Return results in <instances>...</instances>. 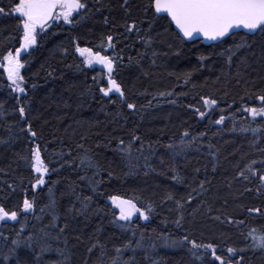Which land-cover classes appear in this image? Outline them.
<instances>
[{"label": "trees", "instance_id": "trees-1", "mask_svg": "<svg viewBox=\"0 0 264 264\" xmlns=\"http://www.w3.org/2000/svg\"><path fill=\"white\" fill-rule=\"evenodd\" d=\"M81 2L87 4V10H81L83 18L78 13L73 17L78 24L52 23L37 47L23 57L26 95L12 91L7 73L0 69V204L22 206L25 192L31 198L38 191L35 213H22L18 221L0 224V264H18L17 257L26 264H112L115 249L132 238L130 230L120 227L125 222L113 216L118 212L108 199L112 195L131 199L142 210L148 203L156 209L148 221L133 220V227L139 225L135 239L144 232V246L135 254L123 252L118 264L133 255L135 264H207L208 257L198 260L187 248L165 247L154 238L160 232L171 233L174 239L188 234L197 242L212 243L225 258L232 255L227 253L228 247L251 244V238L245 239L250 230L264 234V184L259 179L264 174V119L253 120L238 109L259 106L246 92L264 90V36L248 35L251 47L237 52L229 65L222 53L232 46L231 39L225 45L211 46L201 41L182 42L168 19H154L151 10L145 11L148 0H128L124 6V0ZM13 3L0 0L5 9L0 14V61L8 51L15 53L22 42L20 20L10 13ZM132 22L137 23L139 33L126 30L125 25ZM108 35L114 38V48L106 43ZM146 35L153 37L150 48L144 44ZM76 44L119 57L114 78L121 83L127 102L137 105L135 110L128 109L116 94L105 97L99 91L107 87L106 71L83 63L85 58L75 51ZM153 51L158 55L154 57ZM245 58L246 63H241ZM209 96L218 101L211 112L200 99ZM19 106L26 109V122ZM195 108L208 115L200 119ZM221 114L226 116L223 125L210 122ZM28 123L38 134L35 143L41 145L45 161H52L49 167L58 169L50 172L42 190L31 188L29 181L34 183L36 174L16 155H29L33 147ZM185 131L189 136L183 137ZM134 135L141 138L154 170L145 167L135 151L131 161L119 152L118 141L127 144ZM182 137L186 141L196 137V141L185 154L173 156L166 145L179 144ZM141 141L133 142V149ZM85 153L98 161L99 175L96 169L81 165ZM250 164L252 172L246 170ZM130 166H134L131 171ZM197 168L201 170L196 172ZM241 170L249 179L239 175ZM174 175L184 182L177 183ZM101 179L100 194H94L96 185L91 181ZM201 181L208 182L203 190ZM49 187L53 188L51 197ZM72 188L93 197L84 214L68 212L72 204L80 207L71 195ZM169 193L174 199H167ZM53 198L58 227L51 226L50 210L39 211ZM249 208H259L261 213L249 212ZM180 212L184 220L178 228L172 221ZM65 223L68 227L61 233L59 228ZM29 236L31 247H26ZM16 239L22 242L19 247L12 244ZM153 243L155 248L150 247ZM42 245L46 246L43 252ZM93 245L96 247L89 253ZM14 247L15 253L5 260ZM240 255L245 258L243 264H264V251L248 249Z\"/></svg>", "mask_w": 264, "mask_h": 264}, {"label": "snow or ice", "instance_id": "snow-or-ice-1", "mask_svg": "<svg viewBox=\"0 0 264 264\" xmlns=\"http://www.w3.org/2000/svg\"><path fill=\"white\" fill-rule=\"evenodd\" d=\"M128 4V0H124V5ZM10 13L16 14L17 18L20 20V27L22 31V42L20 47L13 51H8L5 56H3V61L6 64H0V67H3L7 73V79L11 82L10 88L15 93L26 95L27 89L25 85V77L21 75V70L25 67V63L21 60V54L27 52L29 49H32L37 44L38 30L40 32L46 31L48 27L51 26L50 22H55L57 20H63L67 24L79 23V20H73V13H78L81 18L84 17V12L81 10H87V4L81 2V0H14V3L9 6ZM127 10V9H126ZM152 11L154 19H168L169 25L174 24L175 28L178 30L177 35L179 39L184 41H215L219 42L220 45H225L228 43V40L233 41L231 47L224 49L223 55H226L227 63L230 65L233 61V57L241 49L250 48L251 45L248 43L246 37L248 35H261L264 36V0H148L145 11ZM0 14H5V9L0 7ZM126 30L131 33L134 30L139 33L140 29L136 22L125 25ZM167 30V29H166ZM240 30H246L244 35L240 36ZM151 31V26L149 27V32ZM240 36V39L237 41L236 37ZM113 36L108 35L106 37V43L109 48H114ZM144 44L147 47H151L153 44V37L151 35H146L144 37ZM103 47V45H101ZM66 51V50H65ZM75 51L78 52L82 57H84L83 63L87 64L89 67H92L94 64L101 65L104 70H106V82L107 87H100L99 91L105 96L109 97L110 94H116L122 102L126 103L128 109L135 110L137 105L135 103L127 102L125 91L121 85L114 78V73L117 71V61L119 57L113 58L112 56L102 55L99 51H93L89 47H80L79 44H76ZM152 55L155 57L158 55L155 51L152 52ZM203 59V57H201ZM241 63H246V58L241 61ZM94 81L96 78H93ZM100 79H104L101 77ZM187 82V79L185 80ZM35 88V85H32ZM160 95H166L165 93H160ZM171 95V93H167ZM246 96L253 102H259L258 107H242L238 109L249 113L253 120L257 117L264 119V90H261L260 93H248ZM203 105H205L209 112L217 106V99L209 96L207 98H200ZM244 100V97H241V101ZM19 104V98H18ZM174 102V101H173ZM112 103H116L115 100ZM191 108L192 105H189ZM231 107V105H229ZM18 112L26 122V109L24 106L18 107ZM194 111L198 114L200 119H204L208 113L201 111L200 108H195ZM223 113V109L220 110ZM226 116L221 114L219 118L215 121H210L218 125H223L225 123ZM21 131H25L24 128H21ZM27 132L30 133L32 138L33 147L29 150V155L23 156L17 153L16 155L19 159L24 160L28 167L36 174L35 182L32 183L29 181L30 186L33 190H42L43 186L46 185V178L49 177L50 172L58 171L57 168H50L49 164L52 161L46 162L41 150V145L35 143L37 138V132L33 130L31 123H28ZM201 136L204 133L200 134ZM189 136V133L185 131L183 137ZM181 138L179 144H168L166 147L172 152L173 156L185 154L189 149H191L196 141V137H193L191 140H184ZM141 141L139 136H133L132 142L125 144L123 139L118 141V150L122 155H125L129 161L133 159V152L137 153V159L143 158L145 164L144 166L151 169V166L148 164L149 156L145 155V146L141 141L140 146L133 149V142ZM78 147L83 148V145H78ZM211 147V145H209ZM148 149H152V145L147 146ZM154 152V150H152ZM163 162V161H161ZM81 165H85L87 168L96 169V175L100 174V165L98 161H95L91 156L85 155L80 159ZM256 163L255 161L252 162ZM264 163V162H262ZM63 167V165H61ZM130 166V171L132 170ZM175 171L174 169H172ZM201 169H195L196 172H199ZM207 168L205 167V171ZM248 172H252V165H248ZM215 171V167H213ZM147 174V173H145ZM255 174V173H253ZM109 177L111 178L112 172H108ZM239 175L244 179H249L245 175V171L241 170ZM173 179L177 183H183L184 178L179 176H173ZM81 179H86V177H81ZM260 181L264 184V174L259 176ZM53 185L57 182H52ZM92 184L96 185L92 189L94 194L98 193V186L103 183V180H92ZM207 181H201L199 183V188L204 189ZM190 186V185H189ZM9 188L12 191H15L11 185ZM259 191V189H257ZM195 191V189H193ZM23 192V189H22ZM48 193L50 197L53 193V188H48ZM37 195L38 191H34L31 198L28 197L27 193H24V198L22 200V206L16 205L15 208H7L3 204H0V224H7L9 221H18L22 213H35L37 206ZM71 195L75 197V200L79 202L80 207L76 208L75 204H72L68 209V212H77L79 214H84L90 207L93 197L92 196H82L76 192L75 188L71 189ZM190 195V194H189ZM112 205L116 209H119V214L116 216L115 212L113 216L115 220L123 221L124 224H121V228H126L131 231L132 238L125 242L122 247H117L115 249L117 257L113 259L112 264H118L120 258L122 257L123 252L131 251L133 254L137 249L143 248V241L145 239L144 232L139 233V239H135L137 235V229L139 225L136 224L133 227V217H136L139 214V218H142L144 221H148L150 216L155 213L156 209L153 204L148 203L145 205L144 209L137 207V205L131 199H124L119 195H112L108 197ZM168 200L174 199L171 193L167 196ZM188 200H185V203H188ZM226 203V201H225ZM178 209H182L183 205L180 201H176ZM50 210L53 223L52 227H58L55 223L59 219V216L56 214V201L51 199L48 205H45L39 209L43 214L45 210ZM211 211V208H209ZM249 212L261 213L259 208H249ZM264 214V213H261ZM40 219V217H36ZM215 219L219 220L220 217L217 216ZM184 220L183 213L180 212L179 218L172 221L176 227H183L182 221ZM115 222V221H114ZM240 223H243L241 221ZM68 227V224L65 223L63 227L59 228V231L63 233ZM155 231V230H154ZM0 235H3L0 233ZM47 235V233H45ZM155 239H159L163 242L165 247L169 248H187V251L190 255L198 260L204 261L205 257H208L207 264H243L244 256L240 255L244 251L251 250H261L264 251V234H258L256 229H252L248 232L245 239L251 238V244L247 245L245 248H235L228 247L226 249L227 253L232 255L228 258H225L223 254H218V246L212 243H201L197 242L196 239L190 238L188 234L183 235L181 238H172L171 233L165 236L163 232L156 234ZM151 239V238H150ZM32 237H28V242L25 243L26 247H31ZM19 239L13 240L12 244L16 247L21 245ZM16 247L10 250L8 254L5 255L4 259H10L11 255L15 253ZM46 246H41V252L45 250ZM96 245H93L88 249V252L91 253L93 248ZM103 247V245H101ZM151 248H155V243L150 245ZM203 249V252H201ZM63 254V253H61ZM239 256V259H233L234 257ZM18 264H26L22 262L17 257ZM121 264H135V255L130 257L128 260H124ZM155 264V262H154Z\"/></svg>", "mask_w": 264, "mask_h": 264}, {"label": "water", "instance_id": "water-1", "mask_svg": "<svg viewBox=\"0 0 264 264\" xmlns=\"http://www.w3.org/2000/svg\"><path fill=\"white\" fill-rule=\"evenodd\" d=\"M168 19H170V18H168ZM172 27H173V29L175 30V32L176 33H178V30L175 28V25L174 24H172ZM246 30H240V33H244ZM249 36H252V35H249ZM185 42H187V43H192L191 41H185ZM202 42V44L203 45H205V46H211V45H216V44H219V42H215V41H207V40H202L201 41ZM30 50V49H29ZM28 50V51H29ZM27 51V52H28ZM27 52H23L22 54H21V57L23 56V54L24 53H27ZM0 64H3L2 62H0ZM0 69H4L3 67H0Z\"/></svg>", "mask_w": 264, "mask_h": 264}, {"label": "flooded vegetation", "instance_id": "flooded-vegetation-1", "mask_svg": "<svg viewBox=\"0 0 264 264\" xmlns=\"http://www.w3.org/2000/svg\"><path fill=\"white\" fill-rule=\"evenodd\" d=\"M75 14H77V13H73V17L75 16ZM73 17H72V18H73ZM65 24H66V25H69V24H67V23H65ZM70 25H71V24H70ZM50 29H51V26L47 28V31H49ZM38 33H39V34H38V37H37V44H38V41H39L38 39L41 37V35H42L44 32H40V31L38 30ZM37 44H36V45H37ZM36 45H35V46H36ZM29 52H30V51H29ZM100 66H101V65L98 66L100 70H102V71H106V70L103 69V67H100Z\"/></svg>", "mask_w": 264, "mask_h": 264}, {"label": "rangeland", "instance_id": "rangeland-1", "mask_svg": "<svg viewBox=\"0 0 264 264\" xmlns=\"http://www.w3.org/2000/svg\"><path fill=\"white\" fill-rule=\"evenodd\" d=\"M63 20L61 19V20H57V21H55V22H62ZM51 24L52 23H54V22H50ZM46 31H47V29H46ZM46 31H44V32H46ZM22 60V59H21ZM4 63L3 64H6V62L5 61H3ZM22 62H23V60H22ZM99 65L98 64H94L92 67H98ZM22 71V70H21ZM6 72V71H5ZM11 83V82H10ZM113 207L115 208V206L113 205ZM116 209V208H115ZM117 210V212H118V214H119V209H116ZM139 217V214H137V216L136 217H133V220H135L136 218H138Z\"/></svg>", "mask_w": 264, "mask_h": 264}, {"label": "bare ground", "instance_id": "bare-ground-1", "mask_svg": "<svg viewBox=\"0 0 264 264\" xmlns=\"http://www.w3.org/2000/svg\"><path fill=\"white\" fill-rule=\"evenodd\" d=\"M111 202V201H110ZM112 205V203H110Z\"/></svg>", "mask_w": 264, "mask_h": 264}]
</instances>
